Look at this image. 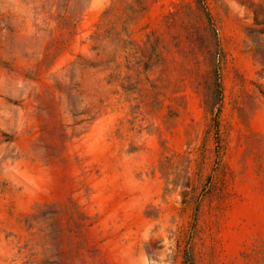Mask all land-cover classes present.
<instances>
[{
  "label": "rangeland",
  "instance_id": "1",
  "mask_svg": "<svg viewBox=\"0 0 264 264\" xmlns=\"http://www.w3.org/2000/svg\"><path fill=\"white\" fill-rule=\"evenodd\" d=\"M0 264H264V0H0Z\"/></svg>",
  "mask_w": 264,
  "mask_h": 264
}]
</instances>
